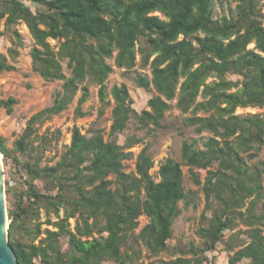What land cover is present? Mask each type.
<instances>
[{"label": "trees", "instance_id": "16d2710c", "mask_svg": "<svg viewBox=\"0 0 264 264\" xmlns=\"http://www.w3.org/2000/svg\"><path fill=\"white\" fill-rule=\"evenodd\" d=\"M28 1L34 11L25 4ZM225 1L0 0L5 27L23 23L34 41L32 70L44 81L62 82L52 105L27 121L12 148L0 135L3 161L27 174L18 186L5 183L6 196L14 194L8 243L18 264H136L138 246L152 256L165 251L181 212L178 203L187 205L189 198L182 165L206 171L203 182L196 172L191 171L190 177L201 186L205 210L212 213L201 215L206 224L196 233L204 247L190 249L194 258L178 257L162 264H203L200 255L215 250L236 219L248 227L250 240L226 264L244 259L264 264V204L256 213L264 162L262 167L248 164L264 149V115L236 114L237 109L264 108L260 6L264 0H232L235 7L228 6V14L216 17L217 6L223 9ZM156 12L161 16L153 15ZM49 40L57 41V46ZM17 54L13 48L8 50L12 61ZM137 55L151 77L137 74L136 84L155 92L147 101L148 110L137 113L127 90L114 85L109 92L113 106L108 139L103 130L95 129L88 136L74 127L59 161L41 167L38 146L33 145L38 138L36 126L66 110L78 92L74 113L84 116L81 106L89 96L86 81L98 86L102 115L111 104L106 81L113 68L108 60L130 71L136 67ZM64 60L68 76L61 65ZM14 70L0 53V73ZM175 97L180 112L189 114L183 125L197 134H211L204 138V149L184 140L182 163L167 158L159 165L155 181L149 173L154 161L144 147L136 156L135 173H126L123 162L132 153L125 149L140 139L127 138L119 145L118 134L133 118L159 127L170 108L168 101ZM15 103L9 97L0 100V108L10 114ZM213 166L215 170L210 169ZM36 180L42 181L44 191L37 189ZM141 216L148 222L136 234ZM44 225L53 229H43Z\"/></svg>", "mask_w": 264, "mask_h": 264}, {"label": "rangeland", "instance_id": "374dc122", "mask_svg": "<svg viewBox=\"0 0 264 264\" xmlns=\"http://www.w3.org/2000/svg\"><path fill=\"white\" fill-rule=\"evenodd\" d=\"M25 4L35 10L34 5L28 1ZM228 6L235 7L232 0H227L224 3L223 9L220 6L216 8V17H221L228 14ZM261 11L264 15V1L261 2ZM153 15L161 16L159 13ZM53 47L57 46V41L49 40ZM34 46V41L29 34L25 24L19 23L6 28L4 19L0 20V53L7 57L10 64L15 67L14 71L0 73V100H7L12 97L16 103L12 105V112L8 114L4 108H0V135L6 140L8 148H12L15 141L20 137L26 127L27 121L38 112L52 105L55 94L61 90L62 82L60 81H44L38 73L34 72L31 67L30 51ZM253 44L249 46L252 48ZM13 48L17 50L18 54L14 61L8 55V50ZM112 66L113 72L109 75L106 81V91L108 93V100L111 104L105 109L102 115L98 111L100 103L98 100V86L86 81L85 85L88 88L89 96L85 103L81 106L82 111L85 113L82 117H76L74 110L77 106V101L81 96L78 92L76 97L68 108L57 115L51 116L42 124L36 126L38 138L33 142L34 146H38L36 158H40V166H53L55 165L61 155L66 151L71 141V133L74 127L79 128L82 134L90 135L95 129L103 130L104 139H108L110 126L112 123V100L109 94L110 89L116 85L122 86L127 90L129 98L132 100V108L140 113L143 110H148L147 101L155 95L154 91H146L136 84L137 74L151 77V72L148 67L141 68L140 56L137 55L136 67L130 71L119 69L114 66L113 60H108ZM63 72L68 76L70 70L67 68V61L61 63ZM232 80H237V76H228ZM170 106L169 110L165 113L164 120L160 123L159 127L152 124L142 125L136 119H132L128 127L117 136V143L124 145L127 138L140 139L139 143L132 144L129 148L125 149L126 152H131L132 157L130 160L123 162L124 171L126 173H135V161L137 154L142 148L146 147L148 153L154 161V166L150 170V175L155 181L159 180L158 169L167 158L174 159L182 163L180 158V151L182 142L188 141L195 143L199 149H204V138H208L211 134L204 132L197 134L192 127H185L183 119L189 114H182L176 107V97L168 101ZM236 114L241 116H248L253 114L264 115V108H245L237 109ZM182 133V135L180 134ZM44 145H42V139ZM1 170L2 180L4 183V197L5 206L8 219V212L13 208L12 193L6 196V182L11 186H18L17 184L25 180L26 173L22 169H15L12 164L4 162L1 156ZM261 162H264V149L252 160L248 161L250 166L258 165L262 167ZM215 170L216 166L210 168ZM183 171V186L185 192L188 194V203L184 205L181 201L178 207L181 210L180 215L175 219L172 226V238L167 243V249L156 256L150 255L142 246H138V258L136 264H162L174 260L178 257L194 258L190 253L191 248L201 249L204 247L203 240L197 235L196 231L200 227H204L201 219L203 211L206 212L208 217L211 216L212 211L205 210V198L201 186H196L191 177L190 172H196L201 181H204L206 176L205 170L189 169L182 165ZM113 178V176L111 177ZM35 185L39 191H44V184L40 180L35 181ZM261 197L258 201L256 213H260L262 204H264V177ZM256 196V195H255ZM255 196L253 198H255ZM251 200V199H250ZM250 200L247 202L249 204ZM42 220L44 216L42 215ZM148 222L145 216L139 218V227L136 229V234ZM9 224V219L7 220ZM71 227L74 226V220L70 221ZM44 228L53 229L52 227L43 226ZM248 227L236 219L233 228L224 233V237L215 250L206 251L200 258L203 264H226L228 259L239 249L241 244L249 242L248 235L246 234ZM63 245L65 241H61ZM204 257L207 258L204 259ZM103 264H116L114 262H105ZM238 264H250L248 259L242 260Z\"/></svg>", "mask_w": 264, "mask_h": 264}, {"label": "water", "instance_id": "95a60500", "mask_svg": "<svg viewBox=\"0 0 264 264\" xmlns=\"http://www.w3.org/2000/svg\"><path fill=\"white\" fill-rule=\"evenodd\" d=\"M4 195V183L0 165V264H18L16 256L8 243V219Z\"/></svg>", "mask_w": 264, "mask_h": 264}, {"label": "bare ground", "instance_id": "6f19581e", "mask_svg": "<svg viewBox=\"0 0 264 264\" xmlns=\"http://www.w3.org/2000/svg\"><path fill=\"white\" fill-rule=\"evenodd\" d=\"M0 158H1V155H0ZM0 165H1V160H0Z\"/></svg>", "mask_w": 264, "mask_h": 264}]
</instances>
